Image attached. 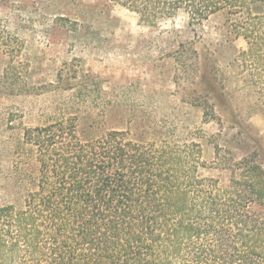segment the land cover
Wrapping results in <instances>:
<instances>
[{
  "label": "rangeland",
  "instance_id": "1",
  "mask_svg": "<svg viewBox=\"0 0 264 264\" xmlns=\"http://www.w3.org/2000/svg\"><path fill=\"white\" fill-rule=\"evenodd\" d=\"M243 22L227 10L201 22L181 7L151 24L113 0H0V207H22L32 187L25 131L71 116L87 140L129 128L145 147L182 150L200 208L209 185L244 188L242 161L264 169V72L232 31Z\"/></svg>",
  "mask_w": 264,
  "mask_h": 264
},
{
  "label": "trees",
  "instance_id": "2",
  "mask_svg": "<svg viewBox=\"0 0 264 264\" xmlns=\"http://www.w3.org/2000/svg\"><path fill=\"white\" fill-rule=\"evenodd\" d=\"M113 1L151 24L181 7L201 22L227 10L244 20L232 31L264 72V0ZM130 130L87 140L71 116L25 131L37 167L22 207H0V264H264V216L254 209L264 206V169L242 161L234 182L244 188L226 197L209 185L212 202L200 208L190 195L200 179L182 150L145 147ZM231 193L258 203H227Z\"/></svg>",
  "mask_w": 264,
  "mask_h": 264
}]
</instances>
